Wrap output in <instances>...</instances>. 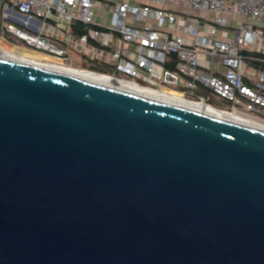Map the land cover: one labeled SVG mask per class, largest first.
I'll return each mask as SVG.
<instances>
[{"label": "water", "instance_id": "95a60500", "mask_svg": "<svg viewBox=\"0 0 264 264\" xmlns=\"http://www.w3.org/2000/svg\"><path fill=\"white\" fill-rule=\"evenodd\" d=\"M0 264H264V131L0 58Z\"/></svg>", "mask_w": 264, "mask_h": 264}, {"label": "built area", "instance_id": "2783aa9c", "mask_svg": "<svg viewBox=\"0 0 264 264\" xmlns=\"http://www.w3.org/2000/svg\"><path fill=\"white\" fill-rule=\"evenodd\" d=\"M14 47L264 123V0H0V52Z\"/></svg>", "mask_w": 264, "mask_h": 264}, {"label": "bare ground", "instance_id": "6f19581e", "mask_svg": "<svg viewBox=\"0 0 264 264\" xmlns=\"http://www.w3.org/2000/svg\"><path fill=\"white\" fill-rule=\"evenodd\" d=\"M16 49H18V52H20V53H15L12 50H9V52H8V50H7L6 53L0 52V58L7 59V60L12 61V62H19V63H25V64L39 66V67L46 68V69H49V70H52L55 72L69 74L71 76L81 78V79H85V80H89V81H96V82H99L105 86H109V87H112V88H115L118 90L130 92V93L138 94V95H141L144 97H148V98H152V99H156V100H161V101H165V102L175 104L178 106L198 110V111L213 115L215 117H218L220 119L237 122V123L244 124L247 126H252L254 128H257V129L264 131V123H261V122H258V121H255L253 119H249L246 117H242V116L232 112V110H230L229 108H226V107L216 106V105L215 106H206V105H202V104H195V103L187 102V101L183 100L181 98V96H179V94H176L173 91L169 92L166 89H163L161 92H156V91L150 90V89L145 88V87L137 86L136 84H134L132 82L114 80L108 76L93 73V72L70 71V70L59 69L56 67L38 65V64L23 60V57H25V56H30V57H35V58L36 57L47 58V57L42 55V54L37 55L39 53H33V52H29V51L19 49V48H16Z\"/></svg>", "mask_w": 264, "mask_h": 264}, {"label": "rangeland", "instance_id": "374dc122", "mask_svg": "<svg viewBox=\"0 0 264 264\" xmlns=\"http://www.w3.org/2000/svg\"><path fill=\"white\" fill-rule=\"evenodd\" d=\"M105 1H106V0H100V2L103 3V4H104ZM107 1H108V0H107ZM11 50L14 51L15 53H20V52H18V49H16L15 47L12 48ZM37 55H40V54H37ZM166 90L169 91V92H172V91H170V90H168V89H166ZM212 104H213V105H216V106H222V107L225 106V105L223 104V102L218 101V100H215V99L212 101Z\"/></svg>", "mask_w": 264, "mask_h": 264}, {"label": "crops", "instance_id": "0c3cea01", "mask_svg": "<svg viewBox=\"0 0 264 264\" xmlns=\"http://www.w3.org/2000/svg\"><path fill=\"white\" fill-rule=\"evenodd\" d=\"M138 1H142V0H138ZM144 2H147L148 0H143Z\"/></svg>", "mask_w": 264, "mask_h": 264}, {"label": "trees", "instance_id": "16d2710c", "mask_svg": "<svg viewBox=\"0 0 264 264\" xmlns=\"http://www.w3.org/2000/svg\"><path fill=\"white\" fill-rule=\"evenodd\" d=\"M81 33H83V31H81Z\"/></svg>", "mask_w": 264, "mask_h": 264}]
</instances>
